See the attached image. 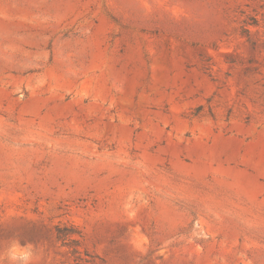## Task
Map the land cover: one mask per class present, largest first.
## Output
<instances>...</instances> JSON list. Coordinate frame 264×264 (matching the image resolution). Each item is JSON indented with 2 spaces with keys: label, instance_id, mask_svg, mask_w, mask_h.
Returning <instances> with one entry per match:
<instances>
[{
  "label": "rangeland",
  "instance_id": "374dc122",
  "mask_svg": "<svg viewBox=\"0 0 264 264\" xmlns=\"http://www.w3.org/2000/svg\"><path fill=\"white\" fill-rule=\"evenodd\" d=\"M73 249L264 264V0H0V264Z\"/></svg>",
  "mask_w": 264,
  "mask_h": 264
},
{
  "label": "trees",
  "instance_id": "16d2710c",
  "mask_svg": "<svg viewBox=\"0 0 264 264\" xmlns=\"http://www.w3.org/2000/svg\"><path fill=\"white\" fill-rule=\"evenodd\" d=\"M81 238H82L81 232L73 224L68 225L67 227L63 229L61 228L56 229V239L59 241H62L63 244L70 245L72 247L79 246ZM72 253L76 255L75 261L77 262V264H88L89 263L88 259H84L81 257L80 252L78 250L73 249ZM85 256L88 257L87 254H85Z\"/></svg>",
  "mask_w": 264,
  "mask_h": 264
},
{
  "label": "clouds",
  "instance_id": "9594fccd",
  "mask_svg": "<svg viewBox=\"0 0 264 264\" xmlns=\"http://www.w3.org/2000/svg\"><path fill=\"white\" fill-rule=\"evenodd\" d=\"M14 251V250H13ZM13 259H15V256L12 257Z\"/></svg>",
  "mask_w": 264,
  "mask_h": 264
}]
</instances>
